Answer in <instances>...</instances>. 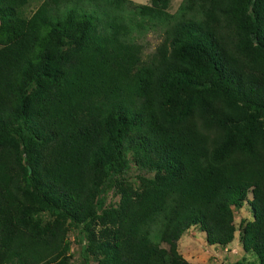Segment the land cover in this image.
Masks as SVG:
<instances>
[{
	"label": "trees",
	"instance_id": "obj_1",
	"mask_svg": "<svg viewBox=\"0 0 264 264\" xmlns=\"http://www.w3.org/2000/svg\"><path fill=\"white\" fill-rule=\"evenodd\" d=\"M30 1L0 0V264L61 255L43 212L111 225L98 264H190L184 232L230 243L245 201L239 239L264 264V0H187L145 56L106 8L171 0Z\"/></svg>",
	"mask_w": 264,
	"mask_h": 264
},
{
	"label": "rangeland",
	"instance_id": "obj_2",
	"mask_svg": "<svg viewBox=\"0 0 264 264\" xmlns=\"http://www.w3.org/2000/svg\"><path fill=\"white\" fill-rule=\"evenodd\" d=\"M36 1L40 2L41 0H31L30 4ZM131 1L138 5L150 3V0ZM186 3L187 0H171L165 9V14H155L150 16V18L136 16L129 9L113 10L106 8V10L110 14L114 13L116 17L118 16L119 20H123L126 30L124 40L140 44L145 56L152 52L157 45L161 44L166 28L183 13L181 7ZM151 176V173L139 170L132 163L127 174V181L132 190L140 191L143 186L142 178H150ZM120 196L114 188L108 191L105 197L104 209L117 207ZM250 197L248 196V198ZM233 215L236 230L230 243L210 245L207 243L199 225H194L185 231L178 241L180 254L190 264H260L256 255L243 249L239 239L240 221L243 219L252 220L251 209L247 202L245 201L240 209H233ZM40 219H42V225L40 229L38 226L34 228L36 232H39V230L43 232L45 228L48 231L53 226L60 225L64 234L61 255L49 264L99 263L102 254L97 245L104 240L103 234L111 228V225L103 224L99 218H95L87 227L85 225H75L70 219L51 217L45 212L42 213ZM161 245L165 246L164 244ZM12 264H17V260H12Z\"/></svg>",
	"mask_w": 264,
	"mask_h": 264
},
{
	"label": "crops",
	"instance_id": "obj_3",
	"mask_svg": "<svg viewBox=\"0 0 264 264\" xmlns=\"http://www.w3.org/2000/svg\"><path fill=\"white\" fill-rule=\"evenodd\" d=\"M190 229V228H189Z\"/></svg>",
	"mask_w": 264,
	"mask_h": 264
}]
</instances>
